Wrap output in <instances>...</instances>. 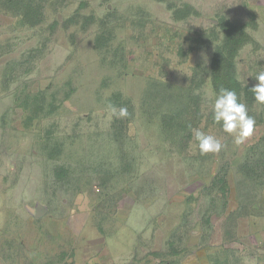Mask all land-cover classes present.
<instances>
[{
  "label": "rangeland",
  "instance_id": "1",
  "mask_svg": "<svg viewBox=\"0 0 264 264\" xmlns=\"http://www.w3.org/2000/svg\"><path fill=\"white\" fill-rule=\"evenodd\" d=\"M260 1L0 0V264H264V104L235 144L211 77L223 17L257 83Z\"/></svg>",
  "mask_w": 264,
  "mask_h": 264
},
{
  "label": "clouds",
  "instance_id": "2",
  "mask_svg": "<svg viewBox=\"0 0 264 264\" xmlns=\"http://www.w3.org/2000/svg\"><path fill=\"white\" fill-rule=\"evenodd\" d=\"M255 83L251 87L254 99L259 104H264V71L258 72L254 77ZM114 115L126 117L127 108L121 107L117 111L114 106H110ZM212 116L222 130L228 134H233L234 143L239 145L248 138L254 130L255 121L249 116L245 104L238 102L237 94L234 90L221 87L212 105ZM192 144L194 149H198L203 155L206 153H218L223 147L221 141L213 135L205 134L199 129H193Z\"/></svg>",
  "mask_w": 264,
  "mask_h": 264
},
{
  "label": "trees",
  "instance_id": "3",
  "mask_svg": "<svg viewBox=\"0 0 264 264\" xmlns=\"http://www.w3.org/2000/svg\"><path fill=\"white\" fill-rule=\"evenodd\" d=\"M189 10H192V7L186 4ZM175 18H178L179 13H174ZM187 16V15H186ZM183 17V16H180ZM217 28L219 33L217 34L218 39L221 35L220 43L216 47L214 56L212 59L211 65V77H212V86L217 94L221 87L234 90L238 97V102L242 103L246 98L253 95L251 91V86L244 85L236 76V56L238 55V49L241 45L247 41L248 33L245 31V25L237 23L235 20H229L226 18H220L217 23ZM186 91L187 95H191V87L183 88ZM179 100L184 102L179 105L177 112L188 111L190 106H193V103L196 102L192 96L187 100H183L182 94H180Z\"/></svg>",
  "mask_w": 264,
  "mask_h": 264
},
{
  "label": "water",
  "instance_id": "4",
  "mask_svg": "<svg viewBox=\"0 0 264 264\" xmlns=\"http://www.w3.org/2000/svg\"><path fill=\"white\" fill-rule=\"evenodd\" d=\"M43 213H45V211L38 213L37 216H41Z\"/></svg>",
  "mask_w": 264,
  "mask_h": 264
},
{
  "label": "crops",
  "instance_id": "5",
  "mask_svg": "<svg viewBox=\"0 0 264 264\" xmlns=\"http://www.w3.org/2000/svg\"><path fill=\"white\" fill-rule=\"evenodd\" d=\"M260 2H261V3H264V0H261Z\"/></svg>",
  "mask_w": 264,
  "mask_h": 264
}]
</instances>
